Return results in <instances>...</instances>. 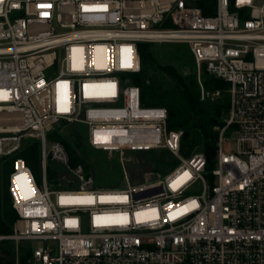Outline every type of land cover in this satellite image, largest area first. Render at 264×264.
<instances>
[{
    "label": "built area",
    "instance_id": "built-area-1",
    "mask_svg": "<svg viewBox=\"0 0 264 264\" xmlns=\"http://www.w3.org/2000/svg\"><path fill=\"white\" fill-rule=\"evenodd\" d=\"M140 43L185 44L202 75L230 84L214 167L184 130L144 106ZM148 83V82H147ZM62 122L116 159L124 183L99 186L65 146ZM38 146L37 180L22 154ZM164 149L167 175L132 183L127 153ZM18 215L0 244L25 264H264V0H0V167ZM192 193V194H190Z\"/></svg>",
    "mask_w": 264,
    "mask_h": 264
},
{
    "label": "trees",
    "instance_id": "trees-1",
    "mask_svg": "<svg viewBox=\"0 0 264 264\" xmlns=\"http://www.w3.org/2000/svg\"><path fill=\"white\" fill-rule=\"evenodd\" d=\"M152 43H140L139 54L142 64L141 73L134 78L135 84L141 88V102L144 106L163 107L167 110V127L170 130L182 129L184 136L181 142L180 154L183 157L190 156L197 146H200L207 156V169L214 167L217 140L219 132L216 127L224 125V118L230 108V84L222 79L207 75L203 80L204 89L208 93L219 92L218 96L210 97L209 106H205L201 96L199 85L195 79L186 81L184 77L170 65H161L152 55ZM159 71L174 81L175 87L172 90H165L162 85L147 83L146 71L148 68ZM51 140L61 142L69 156L70 165L82 164L85 170L88 166L76 157V154L68 143L57 132L50 134ZM170 152L162 151L159 154L145 155L144 165H164L171 164L173 168L178 162L167 161ZM27 164L32 168L34 174L40 179L41 167L38 156V146L33 143L30 149L22 154ZM9 168L4 167L3 178H0V233L10 235L13 232V225L18 215L12 208V202L6 189V176ZM25 254L21 257V264H25L29 254L28 249H24ZM0 264H16V251L14 243L4 241L0 244Z\"/></svg>",
    "mask_w": 264,
    "mask_h": 264
},
{
    "label": "rangeland",
    "instance_id": "rangeland-1",
    "mask_svg": "<svg viewBox=\"0 0 264 264\" xmlns=\"http://www.w3.org/2000/svg\"><path fill=\"white\" fill-rule=\"evenodd\" d=\"M151 52L153 57L161 65L173 66L184 77V79H186V81L196 78L195 68L187 45L178 43H157L152 45ZM206 77L207 75L204 73V75H202V81ZM146 80L148 83L154 82L157 85L161 84L165 90H172L175 87V83L171 78L150 67L146 71ZM202 101L205 106H209L210 97L205 96ZM54 132H57L59 135H61V137H63V139L76 154V157L88 166V170L91 173L95 174L99 186L116 187L124 183V174L118 161L116 159L109 161L104 152L95 150L88 146L86 141L87 129L84 124L62 122L56 127ZM162 151L166 150L158 148L151 151H137L127 153V159L129 160L127 170L132 183H139L147 179L145 175L146 173H152L151 177L154 179L163 177L174 169L171 164H143V157L145 155H151L155 153L159 154ZM167 161L169 163H179L178 158L171 153L168 154ZM3 172V168L0 167L1 180L3 178ZM7 177L8 174L6 179ZM35 177L37 180H39L36 175ZM14 245L17 257V246L15 243ZM19 247V254L22 256L25 254L24 249H27L28 244L22 242L19 244Z\"/></svg>",
    "mask_w": 264,
    "mask_h": 264
}]
</instances>
